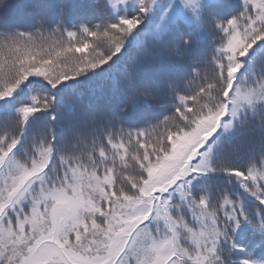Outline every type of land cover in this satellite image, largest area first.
Instances as JSON below:
<instances>
[{
  "label": "snow or ice",
  "instance_id": "1",
  "mask_svg": "<svg viewBox=\"0 0 264 264\" xmlns=\"http://www.w3.org/2000/svg\"><path fill=\"white\" fill-rule=\"evenodd\" d=\"M0 264H264V0H0Z\"/></svg>",
  "mask_w": 264,
  "mask_h": 264
}]
</instances>
